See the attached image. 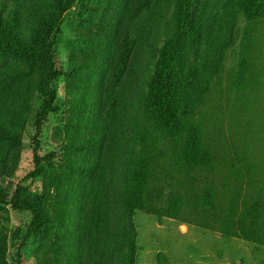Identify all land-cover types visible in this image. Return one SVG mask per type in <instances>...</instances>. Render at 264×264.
<instances>
[{
	"label": "trees",
	"instance_id": "16d2710c",
	"mask_svg": "<svg viewBox=\"0 0 264 264\" xmlns=\"http://www.w3.org/2000/svg\"><path fill=\"white\" fill-rule=\"evenodd\" d=\"M208 3L0 0V208L29 214L35 264H136L135 211L264 247V0H238L242 57L225 125L219 105L206 120L201 96L188 99ZM73 6L62 68L53 38ZM58 113L41 154L44 122ZM30 125L24 180L40 177L37 189L6 180Z\"/></svg>",
	"mask_w": 264,
	"mask_h": 264
},
{
	"label": "rangeland",
	"instance_id": "374dc122",
	"mask_svg": "<svg viewBox=\"0 0 264 264\" xmlns=\"http://www.w3.org/2000/svg\"><path fill=\"white\" fill-rule=\"evenodd\" d=\"M237 6L238 0H209L196 43L195 71L188 95L191 107L201 96L203 102L197 110L204 113L206 120L209 116H217L214 107L219 105L223 113L219 120L224 125L229 117L227 105L233 101L232 94H227L228 85L237 73V65L242 57L245 22L237 13ZM76 16L77 7L73 6L66 12L54 34L56 63L62 68L66 67L73 49L78 26ZM55 88L61 101L65 93L63 79L56 82ZM205 88L208 90L204 91ZM37 104L38 100H35ZM61 116L62 113L50 115L44 122L40 139L41 154L53 148L51 136L60 126ZM33 135L34 130L30 125L23 135L24 145L20 149L18 169L14 176L6 180L24 182L27 187L37 189L40 177L24 180L34 169ZM132 219L137 231L136 264H158L159 261L164 264H260L264 255V247L173 219L162 218L159 221L156 216L141 211H135ZM29 220L27 212L13 211L10 207L0 208V237L5 239L7 264H35L31 241L24 243L25 227Z\"/></svg>",
	"mask_w": 264,
	"mask_h": 264
},
{
	"label": "crops",
	"instance_id": "0c3cea01",
	"mask_svg": "<svg viewBox=\"0 0 264 264\" xmlns=\"http://www.w3.org/2000/svg\"><path fill=\"white\" fill-rule=\"evenodd\" d=\"M253 245V244H252ZM256 246V245H255ZM261 247V246H260ZM264 258V255H263V257H262V259ZM262 259H261V261H262ZM261 261H260V264H261Z\"/></svg>",
	"mask_w": 264,
	"mask_h": 264
}]
</instances>
